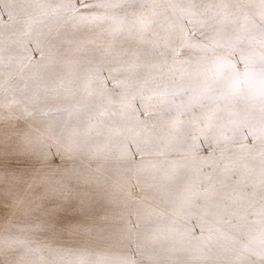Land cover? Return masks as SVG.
<instances>
[{"label":"snow or ice","instance_id":"6c2138e0","mask_svg":"<svg viewBox=\"0 0 264 264\" xmlns=\"http://www.w3.org/2000/svg\"><path fill=\"white\" fill-rule=\"evenodd\" d=\"M0 264H264V0H0Z\"/></svg>","mask_w":264,"mask_h":264}]
</instances>
